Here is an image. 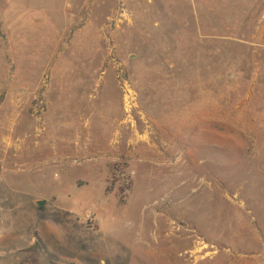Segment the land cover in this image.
I'll use <instances>...</instances> for the list:
<instances>
[{"label": "rangeland", "instance_id": "374dc122", "mask_svg": "<svg viewBox=\"0 0 264 264\" xmlns=\"http://www.w3.org/2000/svg\"><path fill=\"white\" fill-rule=\"evenodd\" d=\"M1 98L0 264H264V0H0Z\"/></svg>", "mask_w": 264, "mask_h": 264}, {"label": "water", "instance_id": "95a60500", "mask_svg": "<svg viewBox=\"0 0 264 264\" xmlns=\"http://www.w3.org/2000/svg\"><path fill=\"white\" fill-rule=\"evenodd\" d=\"M37 205L40 207V208H43L46 206V203L44 201H38L37 202Z\"/></svg>", "mask_w": 264, "mask_h": 264}, {"label": "trees", "instance_id": "16d2710c", "mask_svg": "<svg viewBox=\"0 0 264 264\" xmlns=\"http://www.w3.org/2000/svg\"><path fill=\"white\" fill-rule=\"evenodd\" d=\"M2 101H3V98L0 99V102H2ZM42 210H43V209H42ZM36 246H37V245H36Z\"/></svg>", "mask_w": 264, "mask_h": 264}, {"label": "crops", "instance_id": "0c3cea01", "mask_svg": "<svg viewBox=\"0 0 264 264\" xmlns=\"http://www.w3.org/2000/svg\"><path fill=\"white\" fill-rule=\"evenodd\" d=\"M12 5H13V4H12ZM88 24H89V22H88ZM88 24H87V25H88Z\"/></svg>", "mask_w": 264, "mask_h": 264}, {"label": "bare ground", "instance_id": "6f19581e", "mask_svg": "<svg viewBox=\"0 0 264 264\" xmlns=\"http://www.w3.org/2000/svg\"><path fill=\"white\" fill-rule=\"evenodd\" d=\"M53 166V165H52ZM44 169V168H43Z\"/></svg>", "mask_w": 264, "mask_h": 264}]
</instances>
